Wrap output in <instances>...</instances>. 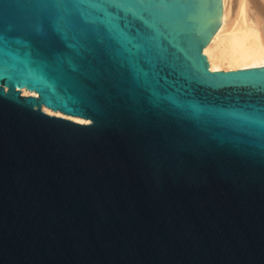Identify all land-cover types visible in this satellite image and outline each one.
<instances>
[{"label":"water","instance_id":"obj_1","mask_svg":"<svg viewBox=\"0 0 264 264\" xmlns=\"http://www.w3.org/2000/svg\"><path fill=\"white\" fill-rule=\"evenodd\" d=\"M222 23L0 0V264H264V66L211 69Z\"/></svg>","mask_w":264,"mask_h":264},{"label":"bare ground","instance_id":"obj_2","mask_svg":"<svg viewBox=\"0 0 264 264\" xmlns=\"http://www.w3.org/2000/svg\"><path fill=\"white\" fill-rule=\"evenodd\" d=\"M223 23L204 48L212 70L264 66V0H222ZM24 95H36L23 89ZM80 123L90 121L45 108Z\"/></svg>","mask_w":264,"mask_h":264},{"label":"rangeland","instance_id":"obj_3","mask_svg":"<svg viewBox=\"0 0 264 264\" xmlns=\"http://www.w3.org/2000/svg\"><path fill=\"white\" fill-rule=\"evenodd\" d=\"M231 2H232V0H231ZM228 70H232V69H230V68H227Z\"/></svg>","mask_w":264,"mask_h":264}]
</instances>
